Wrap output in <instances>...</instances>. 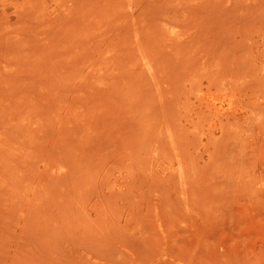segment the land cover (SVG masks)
I'll use <instances>...</instances> for the list:
<instances>
[{"label":"rangeland","instance_id":"374dc122","mask_svg":"<svg viewBox=\"0 0 264 264\" xmlns=\"http://www.w3.org/2000/svg\"><path fill=\"white\" fill-rule=\"evenodd\" d=\"M0 264H264V0H0Z\"/></svg>","mask_w":264,"mask_h":264}]
</instances>
